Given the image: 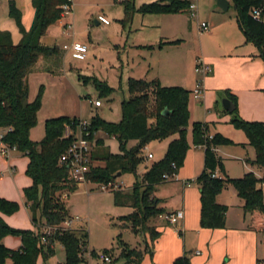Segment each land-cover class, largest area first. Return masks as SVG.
<instances>
[{"label":"rangeland","instance_id":"obj_1","mask_svg":"<svg viewBox=\"0 0 264 264\" xmlns=\"http://www.w3.org/2000/svg\"><path fill=\"white\" fill-rule=\"evenodd\" d=\"M127 1L137 8L142 3L155 0H71L70 9L42 36L43 44L56 45L61 52L56 63L53 58L41 59L37 69L28 76V98L40 100L37 121L29 131L31 139L38 141L44 136L45 120L52 117L69 116L90 121L93 115H99L107 121L117 122L121 116L120 103L129 96V77L158 79L165 86L178 85L192 90L196 84L195 79L200 76L195 72L198 56L227 52L239 42L241 45H247V50L251 46L256 48L252 42L246 41L237 23L236 10L232 3L228 9L223 10L217 6L216 0H198V9L194 16L188 9L169 13L135 11L131 19L126 21L124 8ZM12 2L20 10L23 26L25 24L30 26L33 8L31 0H0V29L10 31L15 42H18L20 39L18 24L10 15ZM98 15L104 16L109 22L106 24L99 21ZM96 20L99 21L98 24ZM202 21L217 25L216 33L210 34L211 26L210 31H202L200 28ZM239 37L240 41H237ZM74 41L87 46L84 58H74L71 49L63 48L64 44L70 45ZM261 77H264V73ZM96 80L105 82L112 88V92L107 95L100 94ZM224 94L223 89H214L213 94L209 93V97L200 99L190 94L189 122L186 128L189 148L178 176L174 175L169 181L162 183L157 193L166 200V205L170 208L181 206L183 201L182 182L177 180L179 177L190 182L186 198L197 197L200 200L201 185L196 178L204 167V146L192 142L193 122H206L208 133L213 135L219 132L232 140V143L218 145L215 150L216 153H222L221 161L228 177H243L247 171L243 159L251 160L255 157V149L247 142L245 132L230 122V113H227L229 119L225 121L209 119L211 116H221L220 113L224 112L222 107ZM96 99L102 103L98 107L92 104ZM237 113L240 115L238 108ZM78 133L79 128L76 127L75 134ZM173 136L176 134L162 139H150L145 143L141 149L144 161L137 167L138 175L151 160L145 155L151 152L154 155L151 161L162 158ZM94 138H103L104 147L112 153H119L122 150L115 136L99 130L94 133ZM136 143L137 140H127L125 146L132 147ZM10 159L16 164L14 176H10L6 171L4 162L6 157L0 152V194L19 203V208L9 214L14 218L13 224L34 228L30 210L26 208L22 194V187L28 182L24 174V159L16 150L10 152ZM248 166L256 175V166L250 163ZM217 170L219 171L218 168ZM135 178L134 173H123L105 189L102 188V184L86 179L65 198L69 215L74 219L72 228L85 230L88 234L85 253L88 264H126L130 259L135 260L136 255L129 253L132 249L142 252L139 264L153 263L151 246L157 237L152 240L150 231L146 228L135 232L128 222L125 224L120 219L132 211V207L128 205L131 203L128 194L131 193ZM116 183L121 184L117 189ZM260 183L257 186L262 190L264 201V184ZM235 191L234 186L229 184L218 193L229 205L227 221L234 231L246 226L248 219V215L244 216L243 209L236 204ZM152 195L155 196L154 192ZM162 204L164 202H159V206ZM154 222L156 217L151 218L147 225L155 228ZM254 233L256 234L253 239L239 233L229 237L224 245L227 248L226 252L219 264H256V258L261 256V235L256 231ZM2 240L10 247H16L20 243L19 238L10 234L5 235ZM195 240H192L195 243L190 248L193 252L201 251L202 255H197L201 258L207 254L206 245H200ZM223 248L216 245L215 251L222 255ZM90 250L99 255L89 254ZM104 250L107 251L106 255L110 261H104L100 257ZM191 254L194 255L191 252L186 254L190 264ZM215 258L214 261L217 263ZM64 260V248L56 241L54 253L46 260L39 255L35 264H59ZM9 262L10 259H7L6 264Z\"/></svg>","mask_w":264,"mask_h":264},{"label":"trees","instance_id":"obj_2","mask_svg":"<svg viewBox=\"0 0 264 264\" xmlns=\"http://www.w3.org/2000/svg\"><path fill=\"white\" fill-rule=\"evenodd\" d=\"M231 2L246 41L256 46L257 56L264 60V0ZM66 3L70 9L71 0H31L34 17L30 27L25 29L21 23L20 10L12 2L10 15L18 24L21 33L19 41H13L10 31L0 29V130L5 131L4 141L16 146L28 158L25 174L31 179V184L23 187V193L31 221L37 227L35 232L29 228L9 225L2 214L14 213L19 203L0 196V264H6L7 259H10V264H35L39 255L46 260L54 253L56 241L60 242L65 251V260L59 264H88L85 256L87 232L74 228L62 229L63 221L70 216L65 198L78 188L79 183L71 177L68 165L60 162V156L73 139L64 135L65 128L75 127L78 119L69 116L47 118L44 136L38 141L29 136L31 127L37 121L40 100H29L28 76L37 69L41 59L53 58L55 63L58 61L60 48L43 44L41 38L51 25L62 18L65 13L63 5ZM187 9L188 0H155L142 3L137 8L127 1L124 20H130L135 11L169 13ZM255 9L261 12L259 18L253 16ZM96 85L100 94L112 92V88L105 82L96 80ZM128 92V98L120 103L121 116L117 122L107 121L99 115H93L89 121V137L93 140L94 148L93 163L86 179L97 184H107L117 178L118 172L134 173L136 178L128 194L131 200L128 205L132 211L120 219L124 223L128 222L135 232L148 229L153 240L159 233L147 223L165 210L159 206L160 199L152 194L158 184L168 180L167 175L177 174L184 163L189 148L186 128L192 90L178 85L165 86L158 79L129 77ZM224 92L235 107L230 112L225 109L223 111L230 113V122L245 132L247 142L255 149V157L247 162L261 169L263 174L257 177L253 171H248L241 178L228 177L215 150L218 145L232 143V140L219 132L213 135L208 133L206 122H193L192 142L204 146V167L196 178L201 185L200 226L225 227L228 206L218 203L216 196L225 185L232 184L238 196L243 199V210L248 215L247 227L261 235L262 255L256 264H264V201L262 190L257 186L259 182H264V122L242 118L237 113L236 96L227 89ZM262 92L264 94V88ZM99 130L115 136L121 144V152L112 153L104 147L103 138L95 139L94 133ZM174 134L176 136L170 140L162 158L152 161L138 175L137 167L144 161L141 149L145 143L150 139H162ZM127 140H137V143L127 148ZM217 168L224 174L223 177L212 176ZM43 226L54 227L50 235L46 236L47 243L41 241L43 233L40 228ZM7 234L20 239L19 248H10L2 242ZM106 252L104 250L102 253ZM88 253L98 255L94 250ZM129 253L136 255L134 261L139 264L142 252L132 249ZM134 261L130 259L126 264ZM171 264H190L189 257L186 254L180 255Z\"/></svg>","mask_w":264,"mask_h":264},{"label":"crops","instance_id":"obj_3","mask_svg":"<svg viewBox=\"0 0 264 264\" xmlns=\"http://www.w3.org/2000/svg\"><path fill=\"white\" fill-rule=\"evenodd\" d=\"M228 1H229V5H228L229 8L232 2L231 0ZM31 12L34 17V9H32ZM59 21L60 20H58L57 22ZM96 23L98 24L99 21L96 20ZM209 24L211 26L210 34L214 32L216 33L218 26L211 25V23ZM29 27L30 26H27L26 24L24 25L25 29H28ZM19 34H20L19 36L21 37L20 32ZM12 38L13 41L15 42L13 35ZM237 41H240V37L239 40ZM198 57H202L204 61L209 63L212 67V72L210 74L206 76H199L198 78L195 79L196 80L195 83L198 80L201 81V85L203 88L202 97L204 98L209 97V93L213 94L214 89H223V90L227 89L236 96L237 108L242 118L246 120H259L264 122V94L262 92V89L264 88V77H261V74L264 73V61L257 56V49L255 47L251 46L250 49L247 50V45L245 44L241 45L239 42L238 44L233 46V48L227 50V52L225 51L223 53L205 54L204 56H198ZM220 115L221 116L218 117L211 116L209 117V119L212 120L222 119L224 121L229 119V115L227 113L224 114V112H221ZM16 151L24 159V174H25V168L28 162V158L25 155H23L20 151L18 150ZM221 154L222 153H218L220 158H222ZM5 157H6V161L4 160L5 169L10 176H14V173L16 172V164L14 160L10 159V154ZM153 157L154 155L152 154V158ZM152 158H147V159L152 160ZM151 160L147 162L146 166H148L152 162ZM243 160L247 166L246 172L253 171L251 170L252 168L250 169L248 166L249 164L247 162L248 158H245ZM256 171H257L256 172L257 177H260L263 174V171L257 167H256ZM1 173L3 174L4 172L1 171ZM175 175L178 176V173ZM217 175L220 177L224 176V174L218 170H217ZM25 176L28 178V182L23 187L31 184V179L26 174ZM177 180L182 182L183 196H184L182 204L179 207H175V208L168 207L166 205V200L164 198L159 197L157 194L159 190V186L162 183L169 181V179L158 184L155 189L156 191H154V195L160 199V202L161 203L164 202V204H162L161 206L164 207L165 212L182 209L184 212V216L177 226H173L169 224L168 222L159 218L158 216L156 217V222H154V226L156 231H158L159 235L153 241L151 246L152 260H153L152 264H171L176 257L183 254H187L188 252L194 254V255L192 254L190 255L192 264H213V263L219 264L220 261L222 260V256L225 254L227 249L224 245L227 242V239H229V237H233L234 233H239L242 234L243 236H246L248 239H253V236H255L256 233H254L255 232L254 230H251L247 227L248 219L246 226H242L238 230L235 229V231L232 229L233 227L231 226V224H229V222L227 221L228 219L227 215H226V224L225 227L223 228L205 229L200 227L199 225L200 200L197 199V197L196 198L192 197L191 199L186 198V193L190 186V182L180 177ZM260 184H264V182H261ZM23 187H22V194H23V198L25 199L23 193ZM0 196L14 200L13 198L7 197L2 194H0ZM216 200L218 203L226 204L229 208V205L225 202V200H223L221 194H218L216 196ZM235 201L236 204L243 209V199L238 196L237 192H236ZM25 206L26 208H28L26 199H25ZM243 215L244 216L247 215L245 214L244 210H243ZM2 217L9 225L13 227L26 228L24 226H20V225L17 226L13 224L14 218H11V216L9 215L2 214ZM42 228L43 227H41L40 230H42ZM29 229L37 230V227L34 226V228H29ZM192 240L197 241V243L200 245L201 244L206 245L207 254L201 258L197 257V255L201 256L202 253L199 250H195L193 252V249L190 247H192L193 243L195 242ZM4 244L8 246L6 243ZM20 245H21V241L16 247H10V246L8 247L17 249L20 247ZM216 245H219V248L224 247L222 255H220L218 252L215 251ZM216 254H219V256L218 255L216 256ZM261 255H262V245H261ZM214 257H216L215 260H217V263H215ZM260 257L261 256L257 257L256 259Z\"/></svg>","mask_w":264,"mask_h":264},{"label":"built area","instance_id":"obj_4","mask_svg":"<svg viewBox=\"0 0 264 264\" xmlns=\"http://www.w3.org/2000/svg\"><path fill=\"white\" fill-rule=\"evenodd\" d=\"M63 8L65 12L69 9V5L66 3L63 5ZM198 9V0H188V11L191 13V15H196ZM253 16L255 18H259L261 16V12L259 9H255L253 11ZM98 20L103 23H108V19H106L104 16L99 15ZM200 28L202 31H210V25L207 21L200 22ZM64 49H71L72 50V56L75 58H84L85 52L87 51V46L81 42L74 41L71 42L70 45L64 44ZM195 72L199 74L200 76H206L212 72V67L209 63L204 61L202 57H197L196 64H195ZM203 88L201 85V81L198 80L192 89V96L194 98L200 99L202 97ZM95 107L100 106L102 103L100 100L96 99L92 103ZM89 121H82L78 120L75 127L66 126L64 135L65 136H71L73 139L68 146L67 150L60 156V162L65 163L68 165L70 175L71 177L77 181L78 183H81L86 180V174L89 171L92 161V151H93V140L89 137L90 132L88 130ZM76 127L79 128L78 135L75 134ZM4 130H0V152L4 156H8L11 151L17 150L16 146L9 145L6 143L3 139L4 137ZM146 158H152V153L148 152L145 155ZM172 176H166L167 179L172 178ZM213 177L218 176L217 171H215L212 174ZM220 177V176H218ZM112 182H109L107 184H102V188L105 189L107 186H111ZM121 184L116 183L115 188H119ZM184 216V212L182 209H177L175 211H169V212H163L158 215L159 218L165 220L169 224L173 226H177L181 219ZM74 221L72 216H69L66 218L62 223V229H71L72 228V222ZM54 227L52 226H43L42 228V237L41 241L46 242V236L50 235ZM99 255V254H98ZM100 257L104 261H110V258L106 253H102Z\"/></svg>","mask_w":264,"mask_h":264},{"label":"water","instance_id":"obj_5","mask_svg":"<svg viewBox=\"0 0 264 264\" xmlns=\"http://www.w3.org/2000/svg\"><path fill=\"white\" fill-rule=\"evenodd\" d=\"M216 3H217V6H219L223 10H226L228 8V5H229L228 0H216ZM222 105H223V108L229 112L232 111L235 107L234 103L227 97L223 98ZM165 112H167V111H165ZM120 175H121V173L118 172L117 176H120Z\"/></svg>","mask_w":264,"mask_h":264}]
</instances>
